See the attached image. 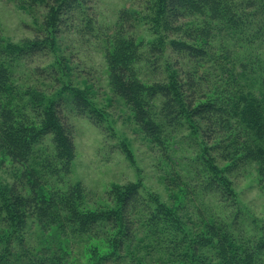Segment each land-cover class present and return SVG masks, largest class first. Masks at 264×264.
<instances>
[{"label":"trees","instance_id":"trees-1","mask_svg":"<svg viewBox=\"0 0 264 264\" xmlns=\"http://www.w3.org/2000/svg\"><path fill=\"white\" fill-rule=\"evenodd\" d=\"M93 1L54 0L47 30L21 44L6 41L0 29V161L19 169L13 182L0 179V264H264V224H244L228 177L255 164L264 180V0H157L155 39L121 31L108 39L112 88L173 163L187 162L198 183L184 185L237 207L221 216L211 204L198 206L205 217L199 229L140 183L114 185L111 204L85 206L82 183H65L75 144L60 106L68 96L99 126L101 112L62 82L60 65L36 68L63 86L51 95L14 79L20 64L53 47L69 20L78 17L91 30ZM167 52L177 56L172 63ZM144 67L160 78L143 77ZM194 139L199 153L170 157Z\"/></svg>","mask_w":264,"mask_h":264},{"label":"rangeland","instance_id":"rangeland-1","mask_svg":"<svg viewBox=\"0 0 264 264\" xmlns=\"http://www.w3.org/2000/svg\"><path fill=\"white\" fill-rule=\"evenodd\" d=\"M47 1L0 0L2 37L11 43L21 44L41 33L39 29L46 31L44 21L49 16V6L55 5L54 0ZM90 4L87 15L93 18L91 30L85 29L78 17L69 20L67 26H62V33L53 47L33 61L20 64L14 77L21 88L37 86L43 89L44 95H51L63 86L51 79L46 80L49 77L47 73L39 77L36 68L46 67V71L51 72L49 65L61 66L63 70L59 69V75L63 77L62 82H69L86 93L102 114L99 126L78 114L67 100L69 97H64L60 113L71 128L75 144L71 173L65 183H82L85 206L88 208L111 204L108 194L114 185L140 183L145 192L172 207L188 227L194 229H199L198 221L205 219L198 208L200 205L211 204V211L221 216L237 209L224 207L210 195L192 193L184 184L188 183L191 187L198 181L191 179L193 174L184 158L182 162L174 160L173 163L161 146L143 131L131 104L117 95L110 84L109 65L105 57L109 36L121 31L137 36V41L155 39V30L160 22L159 17L153 15L152 7L157 5V0H94ZM176 57L170 52L165 55L171 63ZM62 62L68 64L69 70L66 71ZM146 70L145 67L142 69L143 77L150 80L160 78L158 74ZM185 131L190 129L185 128ZM195 141L185 143L179 152H173L170 157L176 159L199 153L200 148L196 149ZM200 143H203L202 140ZM204 147L208 148L207 144L202 149ZM216 162L220 167L224 165L219 158ZM18 170V166L10 160L5 163L0 161L1 180L13 182ZM228 177L236 188L239 208L246 217L244 224L253 226L254 221L264 224V180L260 178L257 166L251 164L229 172ZM205 210L210 214L208 209Z\"/></svg>","mask_w":264,"mask_h":264}]
</instances>
